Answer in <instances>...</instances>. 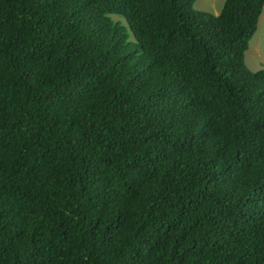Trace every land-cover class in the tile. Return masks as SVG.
<instances>
[{"label":"trees","instance_id":"trees-1","mask_svg":"<svg viewBox=\"0 0 264 264\" xmlns=\"http://www.w3.org/2000/svg\"><path fill=\"white\" fill-rule=\"evenodd\" d=\"M194 3L0 0V264H264V0Z\"/></svg>","mask_w":264,"mask_h":264},{"label":"rangeland","instance_id":"rangeland-1","mask_svg":"<svg viewBox=\"0 0 264 264\" xmlns=\"http://www.w3.org/2000/svg\"><path fill=\"white\" fill-rule=\"evenodd\" d=\"M223 3V0H195V7L201 10H207L212 13H217ZM114 20H121L122 17L112 15ZM128 31L131 39H135V36L128 27ZM244 60L247 67L250 70H257L264 68V5L261 14L258 18L256 30L249 40V46L244 54Z\"/></svg>","mask_w":264,"mask_h":264}]
</instances>
